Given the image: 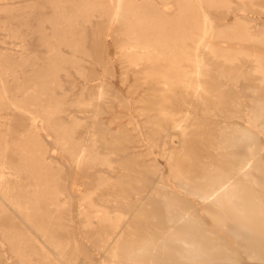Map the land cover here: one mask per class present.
<instances>
[{
	"label": "bare ground",
	"instance_id": "1",
	"mask_svg": "<svg viewBox=\"0 0 264 264\" xmlns=\"http://www.w3.org/2000/svg\"><path fill=\"white\" fill-rule=\"evenodd\" d=\"M0 30V264H80L90 247L95 264H264V0H0ZM107 34L147 85L135 134L102 118L122 100ZM62 75L81 91L59 93ZM71 111L96 118L85 137ZM168 128L165 174L125 156Z\"/></svg>",
	"mask_w": 264,
	"mask_h": 264
},
{
	"label": "rangeland",
	"instance_id": "2",
	"mask_svg": "<svg viewBox=\"0 0 264 264\" xmlns=\"http://www.w3.org/2000/svg\"><path fill=\"white\" fill-rule=\"evenodd\" d=\"M251 16H256L257 12L254 10H251L248 12ZM3 30H0V49H3V43L2 40L5 39L2 33ZM105 37L108 39L107 41V49H108V57H109V70H112L113 74L108 77L110 80V84L112 88L115 91V94L119 96L120 99H113L111 101L109 107H105L104 112H102V118L108 124L112 129H116L120 126H125L129 129V132L132 133L135 130H132L133 124L132 122H128L130 120H134L136 123L135 127H141L143 130V123L142 119L143 117L141 115H138V111L135 110L137 106L140 105V103L137 101L138 97L140 95H143L145 91H147V85L141 84L136 85L135 83V77L132 74V72H125L122 68V63L120 62L118 58L117 51L114 47L113 40L111 39V34L105 35ZM9 45V44H7ZM80 62L83 63V65L86 63L85 59H81ZM95 73L92 77V80L90 83H96L100 80L104 75L103 67L100 64L94 65ZM104 78V77H103ZM72 78L70 77V80L68 81L64 78L62 75L61 77V89L59 90V93H65L67 95V98H69L72 93H79L82 89L83 82L80 78ZM72 115H75L81 123L78 127V130L80 131L79 134L83 135L84 137L87 135V130H89L95 123L96 118L92 116H86L82 112L79 111H71ZM235 120H239L240 118H235ZM168 134L161 133L156 141V146L152 147L151 149L146 148V140H143L142 137L139 136H132L131 138L129 136V143H127L128 149H126V157L130 156L132 157L135 162L138 164L146 165L147 163L151 162L155 159V161L158 164V168L162 172V174H165V171L167 169V163L164 158V151L166 150V147H170L171 145L174 146L178 143V136L175 134L174 130L171 128L167 129ZM47 141V139H45ZM175 140V141H174ZM47 147L50 149L51 145L47 144ZM52 150H49L47 153V159H53L56 162L61 161L60 157L56 158L53 157L51 154ZM117 157V156H116ZM118 171V170H117ZM155 174H151L149 172L142 174V179L138 181L139 186L137 187V194H143L151 189L156 184V181H158L155 177ZM79 185H85L86 181L84 180H78ZM70 187L64 189L63 195L61 196L62 200H68L71 198L70 193ZM131 199H135V193L131 192L129 194ZM71 200L69 215L71 216V222L72 224L79 226V219H78V209L79 206L77 205L76 198L69 199ZM204 223L207 224L208 220L207 218L203 217ZM74 233V234H73ZM72 234L74 237H80L81 234L77 231L73 232ZM6 255V253H5ZM98 258V254L96 253V250H93L90 247V255L87 258L81 259L79 262L80 264H95ZM247 260L242 258V260L237 261L236 264L244 263ZM35 260L29 261L27 264H34ZM4 264H18L16 260L13 257H9L3 261Z\"/></svg>",
	"mask_w": 264,
	"mask_h": 264
}]
</instances>
